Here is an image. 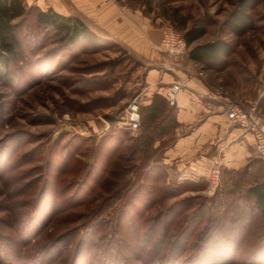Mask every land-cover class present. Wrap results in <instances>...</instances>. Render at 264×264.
Segmentation results:
<instances>
[{"label":"rangeland","instance_id":"374dc122","mask_svg":"<svg viewBox=\"0 0 264 264\" xmlns=\"http://www.w3.org/2000/svg\"><path fill=\"white\" fill-rule=\"evenodd\" d=\"M108 1L116 8L143 16L153 27L161 28V32L165 26H172L183 34L194 23L205 22L208 32L197 43L222 38L235 47V53L225 64H220V68L208 70L199 65L200 69L214 81L218 82L220 77L226 79L225 82L230 79L233 92L245 94L253 101L248 107L241 105L246 109L255 107L264 118V0L251 12L255 24L244 36L231 33L227 27L239 0ZM45 36L47 33H43L39 41ZM102 39L94 47L48 45L38 51L37 56L33 53L32 59L28 58L29 62L33 60L30 67L18 61L10 67L11 73L0 66V94L4 106L0 111V160L2 157V162L6 161L5 170L12 176L6 180L0 176V225L9 220H17L16 228L27 223L24 220L28 218V211L21 209L19 203L25 200L34 204L28 198L38 194L46 182H55L58 173H61L60 184L70 186L66 196L69 198L87 177L88 184H93L96 171L110 164L108 155L115 148L119 153L117 161L131 154L142 132V108L150 104L153 97L147 89V75L152 67L137 55L135 47ZM23 49L28 47L24 45ZM134 104L140 115L137 129L130 128V107ZM171 122L169 120L167 125L169 131L175 126ZM170 133L156 140L148 152L136 157L134 173L126 179L130 187L141 183L148 170H154V174L162 178L158 186L186 188L182 194L153 204L148 213L153 217L167 208H180V202L188 201L194 207L210 205L221 183L220 170L218 175L212 170L209 181L178 180L170 175L163 160L165 149L174 139ZM0 170H4L2 164ZM243 171L237 178H242L244 188L264 178V170H252L248 177ZM14 177L19 182L7 183ZM28 185L32 188L24 190ZM239 197L240 193L234 200L238 201ZM100 201H92L93 207ZM72 226L52 224L46 228L47 234L57 236L58 232ZM158 231L161 230L158 228ZM154 245L159 242L155 240ZM243 253L246 257L247 253ZM258 256L246 264H260Z\"/></svg>","mask_w":264,"mask_h":264},{"label":"trees","instance_id":"16d2710c","mask_svg":"<svg viewBox=\"0 0 264 264\" xmlns=\"http://www.w3.org/2000/svg\"><path fill=\"white\" fill-rule=\"evenodd\" d=\"M259 2L238 1L227 21L231 33L244 36L254 27L251 12ZM207 32L205 22L194 23L183 32L190 48L189 60L220 68L233 56L235 47L222 38L197 43ZM43 33L48 36L39 41ZM101 41L78 17L43 10L27 0H0V66L6 72L11 73L10 67L18 61L30 67L33 60L28 58L48 45L94 47ZM24 45L28 49L24 50ZM19 73L24 74L22 70ZM3 107L0 94V111ZM142 112V132L131 154L117 161L115 148L108 155L110 164L96 171L93 184H88L87 177L67 198L70 186L60 184L58 173L55 182H46L38 194L28 198L34 204L19 203L28 211L27 223L16 228L17 220H9L0 225V264H246L259 253L257 258L264 264V178L244 188L242 178H237L240 172L224 170L225 179L210 205L194 207L185 201L176 210L171 207L157 217L148 215L153 204L182 194L186 188L158 186L162 178L154 170H148L141 183L129 187L126 179L134 173L136 157L172 132L167 129L169 120L176 126L175 106L162 94L155 93ZM2 161L1 157L4 170L0 176L6 180L12 176ZM16 179L7 183L19 182ZM29 187L24 186V190ZM100 199L93 207L92 201ZM80 207L87 209L77 211ZM52 224L73 226L56 236L47 234L46 228ZM155 240L159 245H154Z\"/></svg>","mask_w":264,"mask_h":264},{"label":"crops","instance_id":"0c3cea01","mask_svg":"<svg viewBox=\"0 0 264 264\" xmlns=\"http://www.w3.org/2000/svg\"><path fill=\"white\" fill-rule=\"evenodd\" d=\"M27 1L43 10L78 17L99 37L135 47L137 55L151 64L147 89L153 95L166 97L173 85L181 86L171 103L175 106L176 126L171 132L174 139L163 157L174 178L209 181L212 170H220L223 181L224 170H248L246 177L252 170H264L253 136L234 124L227 112L232 103L248 107L253 101L245 94L233 92L230 79L227 83L222 77L214 81L199 65L208 70L216 68L190 61L189 54L172 57L164 53L160 48L161 28L153 27L143 16H135V12L116 8L108 0Z\"/></svg>","mask_w":264,"mask_h":264},{"label":"built area","instance_id":"2783aa9c","mask_svg":"<svg viewBox=\"0 0 264 264\" xmlns=\"http://www.w3.org/2000/svg\"><path fill=\"white\" fill-rule=\"evenodd\" d=\"M160 48L169 56H186L190 48L183 35L172 26H165L162 29ZM181 86L173 85L166 93V98L172 104L177 98ZM130 116V128L137 129L140 126V115L138 106L132 105ZM228 118L243 131L250 133L254 139V147L258 156L264 160V118L255 107L246 109L239 103H232L228 109ZM218 175L219 170H214Z\"/></svg>","mask_w":264,"mask_h":264}]
</instances>
